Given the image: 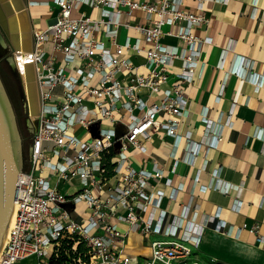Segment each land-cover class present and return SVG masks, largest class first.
I'll use <instances>...</instances> for the list:
<instances>
[{
	"label": "built area",
	"instance_id": "1",
	"mask_svg": "<svg viewBox=\"0 0 264 264\" xmlns=\"http://www.w3.org/2000/svg\"><path fill=\"white\" fill-rule=\"evenodd\" d=\"M206 1L27 0L29 6L46 3L57 12L42 16L48 20L43 28L32 22L34 48L22 54L25 67L31 60L35 63L41 113L33 116L26 100L33 122L29 168L18 176L16 218L11 219L0 264H21L32 257L36 264L60 259L62 264H202L193 257L201 240L189 227L190 205L167 221L170 207L163 199L176 200L184 188L178 182L177 161L195 164L203 145L217 148L224 137L225 124L210 118L207 109L201 121L209 139L205 135L197 142L192 130L179 132L181 119L190 113L186 86L194 81L204 45L213 42L211 36L195 33L196 28L210 26ZM82 5L99 14L79 11ZM122 27L134 28L136 36L121 43ZM166 34L177 36L182 45L164 43ZM48 41L55 43L51 53L45 49ZM143 54L145 61L136 62L134 58ZM177 59L180 70L173 72ZM231 72L240 74L236 68ZM262 77L264 72H252L249 79L259 89ZM232 104L230 114L236 103ZM105 121L110 125H103ZM226 125L232 127L234 120ZM161 133L173 138L172 176L165 175L154 157L152 168L136 167L131 160L133 150L152 156L150 146ZM181 144L185 155L177 157ZM207 164L198 170L195 186ZM219 170L212 171L213 181L202 185L203 190L215 187L228 193L229 187L218 184ZM70 188L76 190L69 192ZM79 201L86 203L88 216L76 220L70 206ZM241 205L238 198L233 209L239 211ZM221 210L219 206L211 219L216 220V230L229 232ZM122 222L128 224L124 231L119 229ZM259 226L244 222L238 232L249 228L261 241ZM133 231L147 239L148 255L130 252Z\"/></svg>",
	"mask_w": 264,
	"mask_h": 264
},
{
	"label": "crops",
	"instance_id": "2",
	"mask_svg": "<svg viewBox=\"0 0 264 264\" xmlns=\"http://www.w3.org/2000/svg\"><path fill=\"white\" fill-rule=\"evenodd\" d=\"M228 2H205L207 15L212 17L211 23L207 30L203 26L196 28L195 33L199 36L209 35L213 42L204 45L194 81L186 86L190 113L181 119L179 126L180 133L192 130V137L197 142L205 135V139H209L205 123L201 121V112L207 109L210 118L225 124L222 125L224 137L217 148L203 145L195 164L177 161L178 182L184 188L180 190L176 200L165 197L163 205L168 204L170 207L167 221L190 205L189 218L192 221L189 227L192 226V234L201 240L193 257L202 264L206 260L197 252L206 256L213 264L218 259L229 264H264V238L259 241L257 233L249 228L238 232L239 226L244 222L248 225L258 222L259 234L264 236V77L261 78L263 84L259 89L249 79L252 72H264V0ZM189 4L196 5V2L189 1ZM92 9L99 13L98 9ZM164 28L167 30L168 26ZM120 30L121 43L126 41L132 31L133 37L137 33L134 28L122 27ZM162 40L169 45H182L174 35L166 34ZM223 58L224 65H220ZM134 59L140 60L139 63L145 61L144 54ZM180 63V59L175 61L173 72L180 70ZM11 65L13 66L12 63ZM233 68L240 74L231 72ZM173 80L172 75L169 82ZM234 102V112L230 114L229 110ZM229 119L234 120L232 127L226 125ZM172 143L173 138L158 134L150 146L152 156L133 150L132 163L136 167L152 168L154 157L158 160V165L165 168V175L172 176L171 169L175 163V158L169 154ZM184 145L177 148V157H184ZM206 162L208 164L201 171L199 182L195 186L194 179L198 170ZM215 168H220L219 186L229 187L228 193L215 187L202 189V185L213 181L212 171ZM161 187L169 191L168 187ZM74 190L76 188H70L69 192ZM238 198L242 205L236 211L233 206ZM75 206L76 204L70 206L71 212ZM219 206L222 209L220 218L231 226L229 232L216 230V220L211 219ZM80 215L81 219L88 216L86 205ZM129 250L133 254L148 255L150 250L145 236L140 232H131Z\"/></svg>",
	"mask_w": 264,
	"mask_h": 264
},
{
	"label": "water",
	"instance_id": "3",
	"mask_svg": "<svg viewBox=\"0 0 264 264\" xmlns=\"http://www.w3.org/2000/svg\"><path fill=\"white\" fill-rule=\"evenodd\" d=\"M27 0H22V4L27 5ZM16 8H20L21 4L16 2ZM9 10L5 5V2L0 0V40L6 44H9L10 51L15 50L21 46L25 49L29 48L30 45L32 49L34 48V36L32 32V18L29 12H27L28 22L30 24V41L25 38V25L23 20L21 21V31L23 38L21 43L19 42V37H14L12 33V28L10 27ZM6 39V41H5ZM20 43V44H19ZM15 70L16 67L13 66ZM20 76V75H19ZM21 78V76H20ZM24 83V79L21 78ZM25 81L26 89L24 92L26 94L27 90V103L29 105V111L33 112L32 107V90H33V80H32V69L30 67H25ZM3 85L0 81V252L5 243L6 235L8 234L11 219L13 218V211L15 207V195L17 188V180L19 173L22 171L23 167L19 160V144L18 135L15 126L13 112L8 101L7 95L4 91ZM94 134L96 128H93ZM118 135H121L123 131L121 129L117 130ZM120 146V142L116 143V147ZM214 264H229L223 260H216Z\"/></svg>",
	"mask_w": 264,
	"mask_h": 264
},
{
	"label": "rangeland",
	"instance_id": "4",
	"mask_svg": "<svg viewBox=\"0 0 264 264\" xmlns=\"http://www.w3.org/2000/svg\"><path fill=\"white\" fill-rule=\"evenodd\" d=\"M87 10V12L93 16H97L99 13L94 11V9L82 5L80 7L79 11ZM56 10L51 11V5L49 4H33L30 6V13L33 17V24L35 26H41L42 28L47 26L48 20L43 15H48V13H52L53 16L56 15ZM12 25H15V20L11 21ZM133 36V31L132 34ZM6 41V39H5ZM53 43L52 41H48L45 44V49L48 53H51L53 50ZM26 48V47H25ZM29 49V48H26ZM31 51V50H28ZM12 51H10L9 44L6 41V44H4L0 40V81L3 85V88L5 89V93L7 95L8 101L10 103L15 126L17 130L18 135V144H19V160L23 167V169L27 170L29 168V155L30 154V145L32 141L33 136V122L29 119L27 108H26V96L24 92V85L20 78V74H18V69L15 70L13 66L11 65L13 57ZM10 60V61H9ZM136 62H140V60L135 59ZM11 62V63H10ZM13 64V63H12ZM18 71V72H17ZM34 115L33 112H30ZM103 125L109 126L110 123L105 121L103 122ZM57 157L54 156L53 160H56ZM43 175H47L48 171H45L42 173ZM86 203L84 201H79L76 203L75 208L72 210V217L76 220L81 219V212L84 210ZM108 221H114V219L109 218ZM128 228V224L125 222H122L119 224L120 230H126ZM199 256L203 258V260L206 262L205 264H213L212 261H210L206 256L203 254L197 252ZM199 257V259H201ZM36 264V259L34 257L29 258L25 262H22L21 264Z\"/></svg>",
	"mask_w": 264,
	"mask_h": 264
},
{
	"label": "bare ground",
	"instance_id": "5",
	"mask_svg": "<svg viewBox=\"0 0 264 264\" xmlns=\"http://www.w3.org/2000/svg\"><path fill=\"white\" fill-rule=\"evenodd\" d=\"M3 2H5L6 7L9 10V15H12L10 18V24H11V28H12V33L14 37H19V42L21 43V40L23 38V34L21 31V21L23 20L24 25L26 26V32H25V38H27L30 41V24L28 22V17H27V12L30 13V6L27 3V5L22 4V0H2ZM16 2H19L21 4L20 8H16V4H14ZM31 15V14H30ZM32 18V17H31ZM15 20V25H12V22ZM33 21V20H32ZM33 26V25H32ZM19 43V44H20ZM31 50L32 51V47L30 45L29 49H24L21 46H19V48H16L15 50L12 51V55L13 57L11 58L13 65L18 69L19 72H22V78L24 79V88L26 89V81H25V74L24 72V63H23V56L22 54H25L27 52H31L28 51ZM27 67H30V69H32V80H33V90H32V107H33V116H37L41 113V93H40V87H39V82H38V78H37V71H36V67H35V63L33 60L29 61L26 63ZM26 94H27V90H26ZM25 94V95H26ZM27 96V95H26ZM27 100V99H26ZM12 221L16 218V207H14V211H13V215H12ZM9 234V232H7ZM8 234L6 235V239L8 238Z\"/></svg>",
	"mask_w": 264,
	"mask_h": 264
},
{
	"label": "trees",
	"instance_id": "6",
	"mask_svg": "<svg viewBox=\"0 0 264 264\" xmlns=\"http://www.w3.org/2000/svg\"><path fill=\"white\" fill-rule=\"evenodd\" d=\"M55 264H62V260L60 259L57 263L54 262Z\"/></svg>",
	"mask_w": 264,
	"mask_h": 264
}]
</instances>
